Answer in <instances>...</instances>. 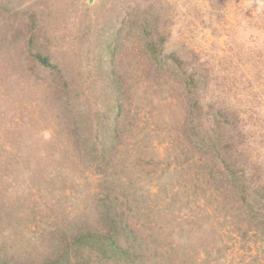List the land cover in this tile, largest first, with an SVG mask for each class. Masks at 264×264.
<instances>
[{
  "label": "rangeland",
  "instance_id": "rangeland-1",
  "mask_svg": "<svg viewBox=\"0 0 264 264\" xmlns=\"http://www.w3.org/2000/svg\"><path fill=\"white\" fill-rule=\"evenodd\" d=\"M147 19L165 54L192 64L195 98L169 58H150ZM190 111L209 126L223 112L218 138L245 144L264 181V0H0L2 259L53 262L79 232L107 229L109 210L135 264H264V234L184 141ZM101 248L82 242L63 264H122Z\"/></svg>",
  "mask_w": 264,
  "mask_h": 264
},
{
  "label": "trees",
  "instance_id": "trees-1",
  "mask_svg": "<svg viewBox=\"0 0 264 264\" xmlns=\"http://www.w3.org/2000/svg\"><path fill=\"white\" fill-rule=\"evenodd\" d=\"M118 22H120V27L112 28L115 38H112V41L114 42L120 39L121 32H123L128 24L124 19ZM138 33L142 34L143 38L141 39L144 40L142 42L146 44L147 52L155 64L159 68L163 67V64L167 63V58H169V68L172 67L174 70H179L181 75H184V89L186 88L188 96L194 97V90L200 81L199 79L196 80L197 77L194 74L189 73L192 64H188L186 58H184L183 63V59L179 57L177 50L171 52L172 56L165 54L163 39H153L152 20L147 19V21L140 23ZM116 48L115 44H107L110 67L114 74L113 56L115 55ZM37 58L41 60L42 64L55 69V65L50 62L49 58L41 54ZM123 107L118 102L112 110L115 122L113 127L109 125V136L101 143L102 155L100 157L103 159L109 153H113L114 150L118 149L117 142L120 141L118 134L121 127L119 123L124 117L122 116ZM189 113L184 121V141L191 145L192 150L197 153L199 158L197 160L202 163V166L196 164V162L195 164L201 168L204 166V169L210 170L211 177L214 173L217 180L223 185L226 186L229 184L230 186L231 184V199L239 205L241 213L245 214L249 230H260L264 234V181L261 177L263 176L261 167L254 161H251L249 150L245 144H241V148H232L230 143L226 144L220 141V138L217 136V126L223 123L221 121V119H224L223 112L218 111L215 115L208 116L211 122L210 126L203 122L202 118L199 119L194 111H190ZM255 136L256 133H254L253 137ZM104 215L109 221L107 229L101 232L93 230L79 232L78 235L76 234L74 236L72 242L63 244L62 252L64 256H58L57 259H51L53 262H47L45 264H63V261L67 259L65 255H67L69 250L75 246L81 247L82 242L100 245L102 247L100 251L101 260L115 258L122 264H135V260L132 258L133 252H130V249L123 248L121 243L118 242V236H123L124 230H120L118 227L121 217L119 221L116 219V216H110L109 210L107 212L105 211ZM0 264L11 263H8L0 256Z\"/></svg>",
  "mask_w": 264,
  "mask_h": 264
}]
</instances>
